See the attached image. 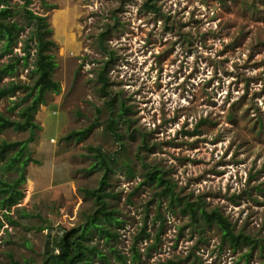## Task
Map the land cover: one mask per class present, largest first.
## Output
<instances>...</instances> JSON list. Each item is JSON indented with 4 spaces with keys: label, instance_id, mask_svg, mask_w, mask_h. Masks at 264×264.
Instances as JSON below:
<instances>
[{
    "label": "rangeland",
    "instance_id": "1",
    "mask_svg": "<svg viewBox=\"0 0 264 264\" xmlns=\"http://www.w3.org/2000/svg\"><path fill=\"white\" fill-rule=\"evenodd\" d=\"M146 1L29 4L52 28L60 89L49 90L35 112L40 128L29 149L38 162L27 165L24 197L10 210L0 208V264L41 263L55 236L85 221L95 200L83 189L97 187L103 174L90 168L95 146L117 158L107 200L121 222L110 225L116 236L109 241L91 234L108 258L95 255L93 264H264V0H154L160 12ZM23 3L10 0L12 20L24 27L13 54L24 55L27 41L29 64L20 61L0 86L32 85L36 77L34 23ZM10 61L0 57V67ZM106 61L109 86L102 95L98 73ZM27 92L0 98V112L18 119L30 102ZM121 102L130 110L129 127L118 123L119 141L106 125ZM90 125L84 139H63ZM28 136L9 128L0 142ZM143 162L163 170L181 197L218 207L258 245L234 249L217 225L192 219L182 203L172 205L161 187L144 181ZM16 176L0 167L1 179Z\"/></svg>",
    "mask_w": 264,
    "mask_h": 264
},
{
    "label": "trees",
    "instance_id": "2",
    "mask_svg": "<svg viewBox=\"0 0 264 264\" xmlns=\"http://www.w3.org/2000/svg\"><path fill=\"white\" fill-rule=\"evenodd\" d=\"M25 17L29 23H34L30 34V40L34 41V59L32 62V71L36 75L32 85L22 84L14 80L0 86V98L3 96H13L21 89H27V97L31 98L30 102L21 107L18 112V119H13L0 112V133L6 129L12 128L18 131H29V136L25 140L0 142V167L9 171L13 169L17 172V176L8 180L0 178V208L10 210L17 205L24 197L21 185L26 181L27 165L31 162L37 163L38 160L31 156L29 149L30 142L36 137V130L40 125L35 121V112L39 105L44 103L46 93L49 90L58 91L59 83L53 78V72L57 66L54 55L50 52L56 46V42L48 37L52 28L49 26L46 16L38 15L29 8L32 0H23ZM45 5L47 0H41ZM50 6V4H48ZM145 5L154 12H160L154 0H147ZM15 15L14 8L10 5V0H0V57L10 55V62L2 64L0 67V78L5 75H11L15 72L20 61L24 65L29 64L28 42L24 46L25 54L20 56L14 52L17 44L18 36L24 29L17 21L12 20ZM109 59L112 51L108 52ZM109 61V60H108ZM108 61L104 64L98 73L100 82V91L102 95L108 94L109 79L107 77ZM18 104H14L10 109L15 110ZM129 107L123 102L120 104V110L113 117L108 119L106 129L112 132L116 138L121 141L122 135L118 131V123L120 120L127 124L129 122L127 113ZM93 125L86 128L71 130L63 139L66 141L84 139L91 131ZM120 145L124 144L120 142ZM143 146L146 147V141L143 140ZM93 151L94 162L91 165V171L102 169L103 174L97 187L84 188L83 192L87 196L93 197L95 200L94 209L86 215L83 223L65 228L62 234L55 236L54 250L46 256L41 263H37L30 259L18 261L11 259V264H93L94 256H99L107 260V256L98 246L97 242H92V233L97 235L104 241H109L116 234L111 224H119L121 221L115 215L116 209L108 206L107 198L113 194L107 190L109 184V176L112 170V164L117 160L114 154L105 153L101 147L95 146L91 148ZM127 163V162H126ZM145 168L144 181L154 183L155 186L161 187V193L166 196L172 205H179L184 212L189 213L192 219L201 218L206 225H217L222 232V238L234 248L247 244L251 247L258 245L257 240L249 233L243 230L236 231L235 225L231 222L218 207L208 210L201 199L190 200L179 195L177 185L165 176V172L157 167H151L143 162ZM127 171L132 172V166L127 164ZM8 217L7 212L4 213ZM3 222L0 218V229ZM138 254L135 253V257ZM120 261L125 262L126 258L122 254H117ZM160 264H176L173 260H168Z\"/></svg>",
    "mask_w": 264,
    "mask_h": 264
}]
</instances>
